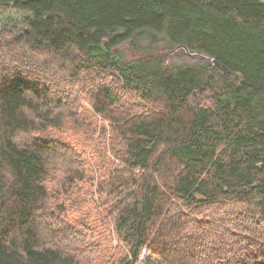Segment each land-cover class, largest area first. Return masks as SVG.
<instances>
[{
	"label": "trees",
	"instance_id": "16d2710c",
	"mask_svg": "<svg viewBox=\"0 0 264 264\" xmlns=\"http://www.w3.org/2000/svg\"><path fill=\"white\" fill-rule=\"evenodd\" d=\"M152 38L182 59L118 49ZM58 72L90 77V110H62ZM88 122L101 235L67 239L50 131ZM143 262L264 264V1L0 0V264Z\"/></svg>",
	"mask_w": 264,
	"mask_h": 264
},
{
	"label": "rangeland",
	"instance_id": "374dc122",
	"mask_svg": "<svg viewBox=\"0 0 264 264\" xmlns=\"http://www.w3.org/2000/svg\"><path fill=\"white\" fill-rule=\"evenodd\" d=\"M149 44L151 49L149 52L154 53V55L162 56L168 64L178 62L180 59H182L181 55L184 52L183 48L168 47L163 40L161 41L157 38L144 39L141 41V45L139 44L134 47L130 43H125L120 45L118 49L122 52L123 58L131 61L142 57V55H145L147 53L146 48ZM153 48H155V50H152ZM66 76L67 72L64 74L58 72L55 75L50 74L48 76L49 80L54 81L51 83L53 85L52 94L73 95L75 97L76 95H79V101H76L75 103H72L71 101L66 102L62 110L65 111L66 114H68L70 109H73L78 113H83L81 110L82 107L85 112H87V109L90 110V107L87 108V101L85 100L84 96L89 95V90L92 88L93 82L89 76L83 74L79 80L66 84L64 81V79H67ZM99 119L101 118L99 117ZM71 123H68L67 128L63 131H50L51 135H56L57 139L55 141L63 143V147L65 148L64 150H58L57 155L54 156V162L58 170L56 171L55 178L51 182L52 184L50 183V186L51 188L56 189L53 197L56 195L61 198V212L57 215V218L53 221V224L61 226L59 228L60 230L65 229L63 233L67 239H71L76 230L85 234L101 235L98 229L95 228L94 221L92 219V215H95L92 201H99V197L97 195L92 197L91 195H87V193L88 190L96 192V188H98V181L103 179L102 160L99 158H92L91 153L96 148L100 147L101 150H103V148L106 147L105 145L101 144L103 140L98 138L100 137L99 131L91 135L96 139L95 142L89 141L91 136L87 137L91 134L89 129L92 130L96 123L91 124V122H88V124L85 125L82 123L81 127L79 128L71 126ZM62 132L63 134H61ZM67 138H69L71 142H69ZM90 165L93 167V173L87 172L88 180L85 183L76 182L72 185V188H67L68 190L65 188L61 189V185L64 182V171L68 169V167L70 169L80 168V170L85 168L88 171V166ZM94 179V186L89 188L90 183L93 182ZM51 208L54 209L55 207L52 205ZM86 214L88 215L86 216ZM85 221L88 223L87 228L83 227ZM65 226L69 227L65 228ZM112 226L113 223L111 224V227ZM113 242L114 245L117 244V240L114 239ZM73 243L74 242H72L70 245H73ZM145 258L146 255H143L142 260ZM143 264H146V262H143Z\"/></svg>",
	"mask_w": 264,
	"mask_h": 264
},
{
	"label": "water",
	"instance_id": "95a60500",
	"mask_svg": "<svg viewBox=\"0 0 264 264\" xmlns=\"http://www.w3.org/2000/svg\"><path fill=\"white\" fill-rule=\"evenodd\" d=\"M201 57H204V56L201 55ZM206 58H207V57H206ZM207 59H208V58H207ZM208 60H209V59H208Z\"/></svg>",
	"mask_w": 264,
	"mask_h": 264
}]
</instances>
